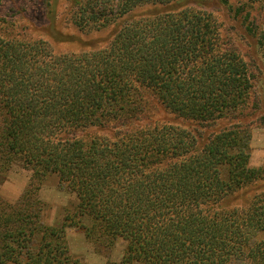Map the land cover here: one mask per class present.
<instances>
[{"label":"trees","instance_id":"trees-1","mask_svg":"<svg viewBox=\"0 0 264 264\" xmlns=\"http://www.w3.org/2000/svg\"><path fill=\"white\" fill-rule=\"evenodd\" d=\"M179 1L73 0L81 30H112L76 53L7 31L0 15V173L21 164L34 181L56 174L77 199L55 229L38 191L0 198V264H79L70 227L106 247L124 240L122 264H264V200L234 204L251 176L248 132L199 141L244 106L251 73L206 11L166 9ZM145 5L154 8L135 12Z\"/></svg>","mask_w":264,"mask_h":264},{"label":"rangeland","instance_id":"rangeland-1","mask_svg":"<svg viewBox=\"0 0 264 264\" xmlns=\"http://www.w3.org/2000/svg\"><path fill=\"white\" fill-rule=\"evenodd\" d=\"M0 15L6 20L7 31L25 34L33 39L48 41L57 53H76L106 44L112 30H81L71 19L68 9L73 0H55L51 6L41 0H2ZM193 7L206 11L217 27L220 45L237 52L248 64L253 82L252 92L237 114L229 115L216 125L205 128L199 141L220 133L224 128L240 127L249 135L250 178L235 191L236 207H249L258 195L264 200V0H180L166 7L183 9ZM152 5L138 7L135 12H146ZM11 24V27L8 25ZM151 111H155L152 108ZM164 122L184 125L174 113L158 110L155 116ZM27 191H38V199L44 206L43 222L51 228H59L65 216L72 212L77 199L68 189L62 188L59 177L50 174L46 179L34 181L32 171L15 164L6 174L0 173V198L10 204L17 203ZM214 209H218L216 205ZM247 209V208H246ZM23 214H29L27 210ZM39 238V239H38ZM262 240L264 235H258ZM31 249H37L40 237H36ZM66 244L70 256L79 264H122L126 242L118 240L112 247L88 241L80 227H70L66 232ZM26 259V258H24ZM77 264V263H76Z\"/></svg>","mask_w":264,"mask_h":264}]
</instances>
